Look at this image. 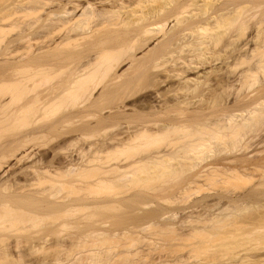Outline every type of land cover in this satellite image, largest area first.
Listing matches in <instances>:
<instances>
[{
    "label": "bare ground",
    "instance_id": "1",
    "mask_svg": "<svg viewBox=\"0 0 264 264\" xmlns=\"http://www.w3.org/2000/svg\"><path fill=\"white\" fill-rule=\"evenodd\" d=\"M0 3V264H182L148 227L264 264V0ZM159 176L149 224L72 216Z\"/></svg>",
    "mask_w": 264,
    "mask_h": 264
},
{
    "label": "rangeland",
    "instance_id": "2",
    "mask_svg": "<svg viewBox=\"0 0 264 264\" xmlns=\"http://www.w3.org/2000/svg\"><path fill=\"white\" fill-rule=\"evenodd\" d=\"M1 1H5V0H0V2ZM3 3H0V4H3ZM33 16H36V15H33ZM18 30H19V27H15L12 30H10V32L8 31V34H6L5 36H10L12 34H15L18 32ZM2 44H4V41H0V45H2ZM238 70H239V68L237 69V71ZM256 87H257V85H255L254 88H256ZM61 110L62 109H60V111ZM57 113L59 114V112H57ZM62 113H63V110L60 114H62ZM58 138H55L52 140L57 141ZM94 138L84 140L83 142L85 144H88V143L94 141ZM50 139L51 138H48V140H50ZM45 140L41 141L39 144L44 143L45 146H47L46 144H48V142H47L48 140L47 141H45ZM53 141H51V143ZM54 142H53V144H54ZM53 144H51V146ZM49 145H50V143H49ZM69 149H72L71 146H69ZM64 150H62V151H64ZM66 150H68V149H66ZM60 151L58 153V156L63 154V152H60ZM66 152H68V151H66ZM115 157L116 156H114V158ZM172 182H173V179L170 177L166 178L164 176H159L158 179H150L149 181L134 183L130 186H119V187H114V188H103V187H101V188L91 189L90 190L91 194L95 195L96 197L108 198V197L113 196L115 194L121 195V194H125V193L127 196L135 194L136 197L134 198V202H133L132 206L128 207V208H123V209H119V210L82 208V209H79L77 211H74V214H72V216L77 217L80 215L89 214L91 212L96 211V212H99L101 214L103 213L105 215H108V218H111L112 220L111 219L110 220L113 222L117 219L118 220L123 219V216H125L124 217L125 220L123 219L124 221L119 220V223L120 222L123 223L122 225H121V223L119 224V226L121 225V227L123 225H124L123 227H128V226H132L134 224H137V223L139 224L142 222H144L145 224H149V223L157 220V217L143 218V220L141 221L140 219L142 217L141 216L138 217V214H137L138 209L142 208L144 206V204L146 202H148L147 200L150 199V196L153 195L154 191L151 188L160 187L161 185H165V188L167 189L169 194L174 193L176 191V187L172 186ZM220 185L215 184V185H210L209 187L206 186V188L200 189V194L201 195L207 194L210 190L220 191L221 190ZM224 186H226V187H222V188H228V189H234V190L236 189L237 191H246V190L250 189L251 182H249L247 180L246 181L241 180V181L233 182L232 184L230 183V185L225 184ZM87 190H88V188L72 187V196H75V197L79 196V195L87 192ZM263 190H264V187L259 189V191H263ZM148 195H149V197H148ZM154 195H156L155 192H154ZM151 197H153V196H151ZM155 198H156V196H154L153 199H155ZM151 200H152V198H151ZM118 216H121V217H118ZM136 217H138V218H136ZM138 220L140 222H138ZM116 224H118V223L116 222ZM144 234L149 235V237L152 239V241H155V242H157L158 245H160L159 251L161 253L168 256L169 258H181L183 260L182 264L194 263L196 260L206 262L207 264H212V263L215 264L220 259L232 258L236 253V250L232 249V248H228V249H224V248H213V249H211V248H209V249H206L205 247H198V246L194 245L195 243H193L194 241L198 240V238H196V237H193V238L189 237L186 239H180L175 235V233L164 232V231L160 232L155 227H148L144 231Z\"/></svg>",
    "mask_w": 264,
    "mask_h": 264
}]
</instances>
